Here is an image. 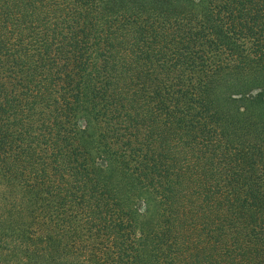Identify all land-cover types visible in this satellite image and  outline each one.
<instances>
[{"label":"trees","instance_id":"obj_1","mask_svg":"<svg viewBox=\"0 0 264 264\" xmlns=\"http://www.w3.org/2000/svg\"><path fill=\"white\" fill-rule=\"evenodd\" d=\"M0 16V264H264V0Z\"/></svg>","mask_w":264,"mask_h":264},{"label":"rangeland","instance_id":"obj_2","mask_svg":"<svg viewBox=\"0 0 264 264\" xmlns=\"http://www.w3.org/2000/svg\"><path fill=\"white\" fill-rule=\"evenodd\" d=\"M2 16H0V18H1ZM0 62H2V56H1V54H0ZM3 80V75H0V82ZM0 148H1V146H0ZM2 151V150H1ZM1 151H0V154H1ZM21 158H24V160L26 161V158H25V156H23V155H21ZM28 164V163H27ZM0 174H1V172H0Z\"/></svg>","mask_w":264,"mask_h":264}]
</instances>
